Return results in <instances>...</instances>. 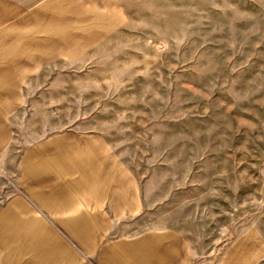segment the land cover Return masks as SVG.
Masks as SVG:
<instances>
[{
    "label": "rangeland",
    "instance_id": "rangeland-1",
    "mask_svg": "<svg viewBox=\"0 0 264 264\" xmlns=\"http://www.w3.org/2000/svg\"><path fill=\"white\" fill-rule=\"evenodd\" d=\"M23 2L27 8L48 2L56 45L70 41L68 49L55 47L56 56L72 60L69 80L62 65L56 68V87L69 85L71 91L69 111L56 102V116L69 117L65 126L71 127L86 121L85 127L94 128L96 118L114 139H134L140 186L158 168L165 146L167 152L197 155L214 130V153L233 154L208 166L226 162L232 174L215 173L213 184L200 181L193 192L197 201L179 199L176 207L168 201L166 208L146 212L176 219L190 234L183 240L190 264H264V0ZM94 89L102 93L96 101ZM35 98L38 111L29 120L46 122L50 113L42 112V102L49 97ZM246 108H254L251 128L237 118L246 116ZM239 126L245 135L249 129L250 139ZM250 163L252 169L243 175L241 166ZM12 193L8 190L6 197ZM144 194L157 198L154 192ZM35 227L39 264H103L101 253L81 246L76 224L66 232L48 222ZM117 232L102 233L104 244Z\"/></svg>",
    "mask_w": 264,
    "mask_h": 264
},
{
    "label": "crops",
    "instance_id": "crops-1",
    "mask_svg": "<svg viewBox=\"0 0 264 264\" xmlns=\"http://www.w3.org/2000/svg\"><path fill=\"white\" fill-rule=\"evenodd\" d=\"M24 4L23 0H0V264H39L35 227L39 222L55 224L65 232L76 224L81 246L91 249L88 253H101L103 264H190L189 251L183 252L189 246L183 240L190 239V234L182 231L176 219L146 212L151 207L166 208L168 201L174 207L179 199L197 201L200 181L213 184L215 173L232 174L226 162L208 166L231 160L233 154L214 153V130L197 155L189 150L167 152L165 146L158 168L146 174L141 187L136 179L141 174L135 169L134 139H114L102 131L96 118L94 128L85 127L86 121L71 127L65 126L69 117L56 116V102L63 111L70 109V87H56L55 78L56 68L62 65V75L70 79L71 56L55 54L59 44L51 5L42 2L27 8ZM62 42L58 47H70L69 40ZM101 94L94 89L91 95L96 101ZM45 96L49 99L42 102L46 104L42 112L50 113L46 122L29 120L38 111L35 97ZM253 111L246 108V116H237L248 128L254 125L249 123L255 121ZM238 131L244 133L241 126ZM244 137L251 138L249 129ZM251 164L241 166L243 175L252 169ZM8 190L13 193L6 197ZM145 192L157 193L153 198L157 200L146 199ZM108 229L118 232L104 244L102 233Z\"/></svg>",
    "mask_w": 264,
    "mask_h": 264
}]
</instances>
